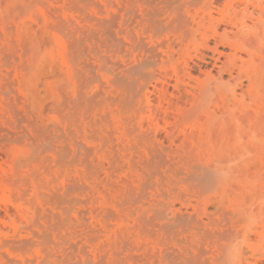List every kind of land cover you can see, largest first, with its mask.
Masks as SVG:
<instances>
[{
  "label": "rangeland",
  "instance_id": "rangeland-1",
  "mask_svg": "<svg viewBox=\"0 0 264 264\" xmlns=\"http://www.w3.org/2000/svg\"><path fill=\"white\" fill-rule=\"evenodd\" d=\"M85 1L0 0V264L67 179L73 263L264 264V0Z\"/></svg>",
  "mask_w": 264,
  "mask_h": 264
},
{
  "label": "bare ground",
  "instance_id": "bare-ground-1",
  "mask_svg": "<svg viewBox=\"0 0 264 264\" xmlns=\"http://www.w3.org/2000/svg\"><path fill=\"white\" fill-rule=\"evenodd\" d=\"M83 1H84V3L86 2L85 0H78L77 3H81ZM50 13H52V11ZM53 15L56 16L55 12H53ZM56 17L54 18L55 20L58 19V18L56 19ZM51 18H53L52 15H51ZM109 19L113 20L114 18L111 17ZM58 20H57V23H58ZM112 20H110V21H112ZM102 21L103 22L101 23V25H104L106 27L103 28V31L100 34L101 35L103 34L102 36H104L106 38V40L110 41L111 37H112L111 30L109 29L110 26L107 27V25H106V23L108 21L107 22H105L104 20H102ZM60 22L62 23V21H60ZM156 23L160 24L159 22H156ZM109 24H110V22H109ZM64 25H66V24L64 23ZM67 26L69 27L70 25H67ZM58 29H60V28H58ZM100 32H101V30H100ZM103 40H104V38H103ZM105 43H106V41H105ZM107 45H109V43ZM109 47H110V45H109ZM144 49H145V47H144ZM105 62H107V60ZM111 67L113 69H118V68H120V65L117 62H112ZM126 69L128 72L134 71V67L126 68ZM115 83H117L120 88H123L124 89L123 91H125V92H127V90L130 87V84H131V82H129L127 79H125L123 77L122 78L116 77L114 84ZM133 95H134V93L129 94V97L130 96L132 97ZM123 99L124 100L119 99V101L122 100L121 103L125 102L124 97H123ZM63 101H65V100H63ZM60 136H62V135H60ZM58 137L59 136H57V138ZM59 139H60L59 145L56 149H54V153H53L54 154V161H55V164L59 165L60 167L61 166H67L76 160L77 150H82L83 148H82L81 144L77 141L69 140V142H68V140L65 137H59ZM83 152H86L88 154L89 151H86V150L84 151V149H83ZM85 156H86V154H85ZM46 161H47V159H46ZM80 188H81V185H80ZM84 188H81V190ZM78 189H79V185L77 184V182L71 181V179H67L66 186L64 187V191L61 194L60 193H58V194L52 193L53 194L51 196V202H52L51 206L52 207L50 208V210L49 211H47V210L43 211L42 213H38L39 209L37 210L38 218L36 221L33 222V225L30 229V233L33 235L35 234L40 243L50 244L52 246V248L56 249V254L54 255L53 264H76L77 257L79 255H81L80 254L81 248H80V246L77 245V241H78V238L80 236L79 232L77 231L78 226H79L78 225L79 222L73 221L68 215V212L71 208L70 204L76 202V201H74V199H72L70 197V194L76 192ZM35 212H36V210H35ZM25 243L26 242H20V244H25ZM73 259L76 260L75 263L72 262Z\"/></svg>",
  "mask_w": 264,
  "mask_h": 264
}]
</instances>
